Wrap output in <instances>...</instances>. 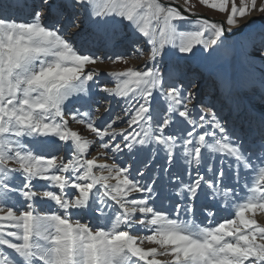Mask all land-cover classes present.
Masks as SVG:
<instances>
[{"label":"snow or ice","instance_id":"1","mask_svg":"<svg viewBox=\"0 0 264 264\" xmlns=\"http://www.w3.org/2000/svg\"><path fill=\"white\" fill-rule=\"evenodd\" d=\"M199 4L220 19L191 0H33L24 22L0 4V264H264V115L248 144L214 106L198 107L174 70L165 76L148 62L109 72L115 86H100V57L65 35L86 20L107 46L117 26L131 28L155 61L173 51L212 55L264 17V0ZM251 54L264 62V40ZM97 87L121 101L119 113L103 102L70 107ZM222 210L231 218L217 222Z\"/></svg>","mask_w":264,"mask_h":264},{"label":"rangeland","instance_id":"2","mask_svg":"<svg viewBox=\"0 0 264 264\" xmlns=\"http://www.w3.org/2000/svg\"><path fill=\"white\" fill-rule=\"evenodd\" d=\"M180 2L183 3V0H180ZM32 3L33 0H0V4L4 6L9 15L20 22H24L28 18ZM191 3L195 5L194 11L220 17L218 12L200 5L199 0H191ZM117 27L119 31L116 40L107 44V46L102 45L90 34L91 26L86 20L81 31L77 32L76 29L72 28L65 33L70 41L78 49L84 51L85 54H89L90 51L100 57V62L95 66L101 69L103 73L99 77L100 86H115V79L108 75L109 72H120L127 67L139 68L143 66L144 62H148L150 66L158 67L165 76H167L169 70H174L178 77L177 83L195 91L196 100L194 103L198 107L214 106L213 111L218 112L220 116L225 118L224 123L229 131L235 130L242 136L247 135L248 144H251L254 140L258 141L260 120L261 116L264 115V83H262L264 73L261 71L264 62L260 60L258 54L251 53H254V48H259L262 40H264L259 23L255 22L242 34L227 39L225 46L217 49L212 55H209L210 49L202 52L197 51L195 54H177L173 51L169 52L168 55L162 53L155 61L150 60L151 45L146 44V39L141 34L131 28ZM181 30H192V28L190 25H184ZM172 47V45H166V49H172ZM116 56L123 57L127 63L124 60L112 63ZM101 102L110 104L113 115L120 112L121 101L118 98L106 97L104 94L99 93L98 87L93 89L90 100L87 98L74 100L70 107L73 110L80 108L81 111H85L94 109ZM101 111L103 112V109ZM103 119L107 120V115ZM70 126L74 130L81 131L89 139H94L83 126L76 125L74 122H70ZM118 126L124 127L125 125L119 123ZM31 147L36 154H44L39 146L33 144ZM98 148L99 145H95L91 150V156H96ZM253 148H255V145H253ZM104 151H108L109 157L113 156L110 150ZM257 155L264 156V152H258ZM98 159L101 162L105 159L109 163L112 162L108 157H98ZM117 162L120 161L117 160ZM127 162V160L124 161L125 164ZM215 163L218 164L219 161L217 160ZM122 166L124 165L122 164ZM49 190L56 191L54 188ZM49 204L54 210V202H49ZM221 207H223L222 204ZM40 210L48 211L50 209L45 206L41 207ZM212 210L216 211V209ZM96 215H99V213H96ZM260 215L264 214H258V216ZM205 216L206 214L197 212V222L206 223ZM78 218L73 217V219ZM221 218H231L230 211H220L217 222ZM84 219L90 223L96 222L95 216H88ZM258 220L264 223V217L262 219L258 218ZM145 246L151 245L146 242Z\"/></svg>","mask_w":264,"mask_h":264},{"label":"water","instance_id":"3","mask_svg":"<svg viewBox=\"0 0 264 264\" xmlns=\"http://www.w3.org/2000/svg\"><path fill=\"white\" fill-rule=\"evenodd\" d=\"M180 3H182V2H180ZM195 12H197V13H199V14H202V15L208 17V18H212V19H214V20H219V19H220V17H214V16H211V15H209V14H207V13H204V12H198V11H195ZM254 19H255V21H256L257 23H259L260 25H261V24H264V18H263V17L256 16V17H254ZM247 28H248V27H242V28L240 29V31L237 32L235 35L228 34L227 39H230V38H233V37H235V36H238V35L242 34Z\"/></svg>","mask_w":264,"mask_h":264},{"label":"bare ground","instance_id":"4","mask_svg":"<svg viewBox=\"0 0 264 264\" xmlns=\"http://www.w3.org/2000/svg\"><path fill=\"white\" fill-rule=\"evenodd\" d=\"M263 217H264V215H260V216H258L259 219H262Z\"/></svg>","mask_w":264,"mask_h":264}]
</instances>
